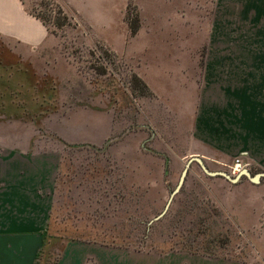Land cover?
Listing matches in <instances>:
<instances>
[{
	"label": "rangeland",
	"instance_id": "obj_1",
	"mask_svg": "<svg viewBox=\"0 0 264 264\" xmlns=\"http://www.w3.org/2000/svg\"><path fill=\"white\" fill-rule=\"evenodd\" d=\"M28 4L60 41L63 59L9 57L0 65V188L24 182L48 204L37 263H146L176 250L230 257L225 247L240 241L225 234L234 225L213 200L238 188L223 176L192 163L157 217L192 153L207 63L223 61L210 76L223 88L264 89V0ZM158 68L153 90L146 76ZM183 92L193 95L189 113ZM242 155L252 174L261 172ZM237 156L205 163L234 176Z\"/></svg>",
	"mask_w": 264,
	"mask_h": 264
},
{
	"label": "crops",
	"instance_id": "obj_2",
	"mask_svg": "<svg viewBox=\"0 0 264 264\" xmlns=\"http://www.w3.org/2000/svg\"><path fill=\"white\" fill-rule=\"evenodd\" d=\"M29 1L0 0V65L9 57L23 59L26 63L37 58L39 64L48 57L54 60L53 64L62 63L60 41L54 39L46 25L32 14ZM215 63L223 61L207 63L206 89L200 97L199 111L192 124L190 157L200 156L205 162L216 164L249 153L264 172V89L249 88L244 82L235 84L237 87L230 83L227 88L213 83L210 76L216 71ZM54 69L59 70L52 67ZM161 70L155 69V77L153 74L146 76L153 90ZM54 78L67 77L55 73ZM209 90L210 94H207ZM183 95L184 111L189 113V97L193 95L184 92ZM243 181L231 182V186L238 189L225 194V199L213 200L221 205L225 216L234 225L235 231L225 234L230 240L240 241L230 249L225 247L230 257L176 250L146 263L132 262L127 257H112L106 264H264V178L260 182L248 178ZM24 184L5 181L0 188V264H38V256L45 246L48 204L35 195L38 190ZM204 187L213 195V188L217 185ZM203 204L208 203L203 201Z\"/></svg>",
	"mask_w": 264,
	"mask_h": 264
},
{
	"label": "water",
	"instance_id": "obj_3",
	"mask_svg": "<svg viewBox=\"0 0 264 264\" xmlns=\"http://www.w3.org/2000/svg\"><path fill=\"white\" fill-rule=\"evenodd\" d=\"M194 162H197L202 167L204 172L207 173L208 175H210V176H223L226 179H228L229 181H231L232 183L239 182L243 177L248 178L252 182H260L261 179L264 178V172H260V173H257V174H252L249 169H242L236 176H232L231 174H229L226 171H212V170H210L207 167V165H206V163H205L203 158H201L200 156H192V157L189 158V160L187 162V165H186V168L182 172V175L180 177L179 183H178L176 189L174 190L172 196L170 197V199H169V201L167 203L166 209L157 218H160L161 216H163L168 211V209L170 208L174 196L181 190V188H182V186H183V184H184V182L186 180L190 165L192 163H194Z\"/></svg>",
	"mask_w": 264,
	"mask_h": 264
},
{
	"label": "built area",
	"instance_id": "obj_4",
	"mask_svg": "<svg viewBox=\"0 0 264 264\" xmlns=\"http://www.w3.org/2000/svg\"><path fill=\"white\" fill-rule=\"evenodd\" d=\"M239 165L240 168L236 169L235 167ZM250 168V162L248 161L247 157L245 155H238L234 162L233 165L231 166V173L236 176L242 169H249Z\"/></svg>",
	"mask_w": 264,
	"mask_h": 264
},
{
	"label": "trees",
	"instance_id": "obj_5",
	"mask_svg": "<svg viewBox=\"0 0 264 264\" xmlns=\"http://www.w3.org/2000/svg\"><path fill=\"white\" fill-rule=\"evenodd\" d=\"M137 30H138V28H134V29H133V33H135Z\"/></svg>",
	"mask_w": 264,
	"mask_h": 264
}]
</instances>
